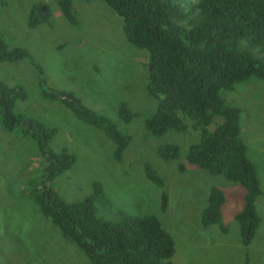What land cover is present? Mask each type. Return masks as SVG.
I'll list each match as a JSON object with an SVG mask.
<instances>
[{
    "label": "rangeland",
    "instance_id": "rangeland-1",
    "mask_svg": "<svg viewBox=\"0 0 264 264\" xmlns=\"http://www.w3.org/2000/svg\"><path fill=\"white\" fill-rule=\"evenodd\" d=\"M183 8L195 0H174ZM46 6L47 23L27 26L32 5ZM77 25L70 26L59 14L56 0H0V39L9 48H22L31 61L0 63V81L20 85L24 101L13 111L56 130L49 147L65 150L74 161L52 187L66 203L81 201L101 185L110 207L95 204L96 216L114 221L116 211L154 217L174 243L173 264H264V83L251 78L220 98L239 113V133L246 156L255 167L260 195L254 210L258 225L247 247L240 243L233 219L242 205V190L224 178L185 164L188 147L197 141L190 128L154 138L144 120L154 111L155 100L145 90L147 53L129 45L121 31V19L98 0L71 1ZM40 73V74H39ZM46 90L71 93L81 104L109 119L130 140L121 159L112 158L113 143L102 131L85 124L59 104L40 97L39 80ZM123 104L133 115L125 123L117 116ZM188 123V122H186ZM164 144L178 147V157L163 161L157 149ZM149 164L162 179V187L144 174ZM179 165H183L179 169ZM42 159L28 138L0 127V264H89L81 251L37 211L25 195L41 175ZM224 192L221 223L200 226V213L208 191ZM165 206L161 209V196Z\"/></svg>",
    "mask_w": 264,
    "mask_h": 264
},
{
    "label": "trees",
    "instance_id": "trees-1",
    "mask_svg": "<svg viewBox=\"0 0 264 264\" xmlns=\"http://www.w3.org/2000/svg\"><path fill=\"white\" fill-rule=\"evenodd\" d=\"M71 1L56 0V8L75 27ZM98 1L121 19L125 41L147 53L145 90L156 103L144 120L145 130L154 138L168 131L183 134L188 128L197 134V141L186 151L185 164L220 176L242 190V205L233 219L240 243L247 247L258 225L254 201L260 190L255 167L240 138V111L219 95L251 78L264 83V0H195L186 9L174 0ZM49 18L46 6L34 4L26 24L34 28ZM21 60L32 62L26 50L9 49L0 39V63ZM39 84L41 98L61 105L77 120L102 131L113 143L112 158L121 159L130 140L128 135L119 133L109 119L83 106L71 93L48 91L42 79ZM25 99L20 85L0 81L1 129L32 140L42 159L41 175L24 195L39 214L78 248L89 264H173V240L154 217L123 211H116L114 221L96 216V203L110 207L100 184L93 183L91 193L78 202L66 203L56 194L52 181L69 170L74 158L65 150L50 149L55 129L14 113V103ZM117 116L125 123L133 117L123 104ZM156 152L163 161L178 157L174 144L161 145ZM143 166L145 177L162 187V179L150 165ZM179 166L181 170L183 165ZM223 203L224 192L211 187L200 213L202 228L215 225L225 232L221 223ZM164 206L162 194L161 209ZM243 264L248 263L245 260Z\"/></svg>",
    "mask_w": 264,
    "mask_h": 264
}]
</instances>
